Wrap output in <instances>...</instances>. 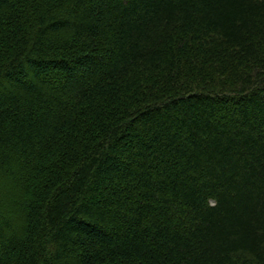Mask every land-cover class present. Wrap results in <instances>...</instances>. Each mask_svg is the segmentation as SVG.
<instances>
[{
	"label": "trees",
	"instance_id": "obj_1",
	"mask_svg": "<svg viewBox=\"0 0 264 264\" xmlns=\"http://www.w3.org/2000/svg\"><path fill=\"white\" fill-rule=\"evenodd\" d=\"M0 264H264V0H0Z\"/></svg>",
	"mask_w": 264,
	"mask_h": 264
}]
</instances>
